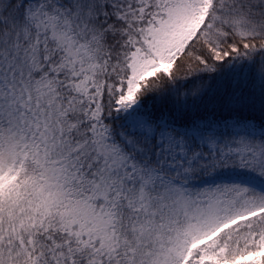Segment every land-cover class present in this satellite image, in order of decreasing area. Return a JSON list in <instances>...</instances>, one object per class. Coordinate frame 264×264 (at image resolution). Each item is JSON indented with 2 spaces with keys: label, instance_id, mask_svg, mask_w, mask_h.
<instances>
[{
  "label": "snow or ice",
  "instance_id": "obj_1",
  "mask_svg": "<svg viewBox=\"0 0 264 264\" xmlns=\"http://www.w3.org/2000/svg\"><path fill=\"white\" fill-rule=\"evenodd\" d=\"M0 264H264V0H0Z\"/></svg>",
  "mask_w": 264,
  "mask_h": 264
}]
</instances>
